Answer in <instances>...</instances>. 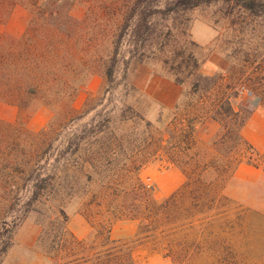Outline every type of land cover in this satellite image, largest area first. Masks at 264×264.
<instances>
[{
    "label": "trees",
    "instance_id": "trees-1",
    "mask_svg": "<svg viewBox=\"0 0 264 264\" xmlns=\"http://www.w3.org/2000/svg\"><path fill=\"white\" fill-rule=\"evenodd\" d=\"M10 2L0 0V3ZM129 4L126 5L128 12L120 17L110 37L109 49L102 62L107 88L113 87L117 68L123 62V41L128 42L126 52L129 56L140 62L149 56L157 55L159 59V55L168 52L172 58L158 61L168 68L175 83L183 84L189 80V98L197 97L209 109V117L220 125L212 144L226 143L234 134L235 143L243 145L244 153L251 157V147L242 138L240 130L254 110L264 112V0H170L163 2L162 9L152 11L165 19L172 12L214 7L221 19H229L225 28L227 33L223 36L228 49L223 51V58L217 56V71L213 74L200 70L204 60L194 51L199 46L192 39L185 41L184 46L171 48L172 29L157 31L156 22L152 21L154 15L149 10L155 6L153 0H130ZM54 19L50 12L32 17L20 36L13 40V45L7 41L2 43L5 35L0 34V89L6 88V99L18 112L31 106L42 87L50 89L52 92L48 95L52 97L49 102L45 101V105L51 108L48 126L53 125L54 116L61 113L69 115L74 110L70 105L72 98L78 86L88 79L80 78L87 70L86 75L92 73L83 55L78 54L81 40L68 33L61 21L54 23ZM176 58L180 59L176 61ZM244 89V100L235 108L231 100ZM124 113L122 104L116 113L120 121H132ZM79 116L70 118L73 121ZM137 117L141 123L142 139L132 156L145 154L144 158L130 159L132 156L125 155L131 149L126 148L121 137L115 135L112 126L115 115L107 114L94 129L96 145L93 153L97 155L96 159H84L87 150L83 144L84 137L75 136L66 145L73 156L67 162L61 160L63 152L60 149L53 159L48 158L52 144L42 137L47 128L33 132L21 118L13 122L0 118V264L12 245L15 227L31 211L38 212L42 218L37 243L42 244L45 264H135L130 249L125 252L119 241L110 235L111 221L122 216L139 219L137 236L145 234L155 243L163 240L167 247L165 256L172 262L179 257L189 264V252L173 254L175 235L178 230L189 228L193 220H204L207 210L215 207L218 198L211 190L214 183L206 181L204 175L209 169L225 174L228 159L217 158L219 167L212 159L196 163L194 168L195 163L190 165L188 161L177 162L168 158L172 164H183L185 180L172 194L158 201L137 175L147 157L157 152L160 133L153 122ZM193 119H189L185 124L186 130L181 134L186 140L189 138V148L195 142ZM105 154H122L125 161L105 159ZM85 162L92 166L91 172L84 173L85 181H91L92 173L96 171L99 177L108 178L103 195L122 197L124 201L120 209L108 205L101 213L112 215L108 223L92 226L91 233L102 238L94 252L70 231L65 211L66 203L77 194L71 181L77 180V173L83 171ZM127 173L132 175V183L119 188L118 184L128 181ZM113 175L118 181L116 185L110 183ZM96 197L95 194L91 198ZM118 211L122 212L118 215ZM181 246L189 247V243L185 240Z\"/></svg>",
    "mask_w": 264,
    "mask_h": 264
},
{
    "label": "rangeland",
    "instance_id": "rangeland-1",
    "mask_svg": "<svg viewBox=\"0 0 264 264\" xmlns=\"http://www.w3.org/2000/svg\"><path fill=\"white\" fill-rule=\"evenodd\" d=\"M10 1V4L0 3V34L5 35L2 43L7 41L6 43L11 42L13 45V40L20 36L32 17L50 12L55 16L54 23L61 21L68 33L81 40L82 46L78 49V54L83 55V60L91 67L89 70L92 73L86 75L87 70L80 78L82 80L88 77L83 85L78 86L72 98L70 105L74 110L69 115L61 113L54 116L51 126H48L51 108L45 105V101L49 102L52 96L48 93L52 91L45 87L36 94V99L28 109L18 112L6 99V88L3 86L5 89H0V118L10 122L21 118L26 127L30 121L28 126L33 130L29 131L33 132L47 128L42 137L52 144L48 158L53 159L60 149L63 152L60 158L64 162L73 158L66 145L75 136L84 137L83 144L87 150L86 157H82L88 161L96 159L97 155L93 153L96 145L94 129L96 130L97 122L107 114L115 115L112 124L115 135L121 137L126 148L131 149V152H125L126 156H132L142 139L141 123L137 116L153 122L160 133L159 148L140 166L137 177L158 201L172 194L185 180L183 164H172L168 158L177 162L188 161L190 165L195 163L193 167L196 168V163L212 159L217 166V158L227 157L228 168L225 174L209 169L204 175L206 181L214 183L211 190L216 194L218 202L215 207L207 210L204 220H193L189 228L177 231L173 254L183 251L180 253L183 255L189 252V264H264V176L253 184L239 183L234 188L229 184L232 171L240 162L251 163L264 172V152L248 158L243 145L235 143L234 134L228 142L213 145L212 139L220 130L219 123L210 137L203 132L201 135L196 134L201 127L205 130L203 122L209 117V109L197 97L189 98V80L183 84L175 83L168 68L158 61L165 57L172 58L168 52L159 55V59L156 58L157 55L149 56L140 62L129 56L126 52L128 42L123 41V62L117 68L113 87L107 88L102 62L105 61L110 37L120 17L128 12L130 0ZM164 1L170 0H153L155 6L149 9L151 13L156 8L162 9ZM215 11L214 7H196L180 13H169L165 19L159 13H152V21L156 22L154 26L157 31L172 29L173 36L169 39L171 48L184 46L189 39L197 43L199 47L194 51L204 60L200 70L213 74L217 71L214 58H223V51L228 49L223 36L227 33L225 28L229 24V19H221ZM179 59L176 58V61ZM244 97L245 89L243 92L238 91V95L232 98L235 108ZM122 104L124 114L131 117L132 121H120L116 113ZM77 115L80 116L72 121L71 118ZM190 118H194L195 142L189 148V138L186 140L181 134L186 130L185 124L189 123ZM144 157L145 154H134L130 159ZM103 158L119 159L120 163L125 161L122 154H105ZM85 163L83 171L77 173V180L71 181L77 194L66 203L65 211L70 231L94 252L99 248L102 238L91 233L92 226L108 223L107 220L112 215L101 213L108 205L120 209L124 201L122 197L103 195L108 178L99 177L96 171L92 173L91 181L86 182L84 173L91 172L92 166ZM127 165L130 164L127 162ZM127 176L128 181L118 184L119 188L132 183V175L127 173ZM116 182V175H113L110 183L116 185ZM95 194L97 197L92 199ZM121 212L118 211V215ZM40 216L38 212L31 211L15 227L12 245L1 264H45L42 244L37 243L42 229ZM138 225L137 218L115 217L110 223V235L119 241L125 252L130 249L135 264H163L162 260L167 252L164 241L158 240L155 243L145 234L137 236ZM185 240L189 247L181 246ZM153 254H158L159 257L146 259ZM176 259L173 264H187L179 257Z\"/></svg>",
    "mask_w": 264,
    "mask_h": 264
},
{
    "label": "crops",
    "instance_id": "crops-1",
    "mask_svg": "<svg viewBox=\"0 0 264 264\" xmlns=\"http://www.w3.org/2000/svg\"><path fill=\"white\" fill-rule=\"evenodd\" d=\"M218 59L219 58L215 57L213 62H218ZM29 122L30 121L27 122V128L29 130H33L28 126ZM217 123L218 122L213 118L207 117L203 122V127L205 128V130H203L201 127V129L196 131V134L201 135V132H203L205 134H208L207 136L210 137L211 134L216 131ZM240 134L242 138L247 142V144H249V146L251 147L249 150L250 155L262 154L264 152V112L259 109L254 110L250 114L248 120L246 121V124L241 128ZM263 176L264 172L260 167H257L251 163L240 162L233 169L229 184L231 188H234V186H238L239 183L253 184ZM111 238H113L112 235ZM158 257V254H153L147 256L146 259L152 260ZM162 261L163 264H173L171 259L167 256L163 257Z\"/></svg>",
    "mask_w": 264,
    "mask_h": 264
}]
</instances>
